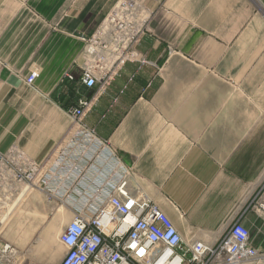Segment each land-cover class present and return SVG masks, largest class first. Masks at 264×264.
<instances>
[{"label": "crops", "instance_id": "obj_1", "mask_svg": "<svg viewBox=\"0 0 264 264\" xmlns=\"http://www.w3.org/2000/svg\"><path fill=\"white\" fill-rule=\"evenodd\" d=\"M122 1L0 0V164L23 156L39 167L12 190L0 250L54 264L55 244L35 228L94 214L126 182L185 246L216 244L240 220L264 254V0H132L149 25L133 57L90 87L83 38ZM83 99H93L83 125L101 141L84 150L71 148L70 115Z\"/></svg>", "mask_w": 264, "mask_h": 264}, {"label": "built area", "instance_id": "obj_2", "mask_svg": "<svg viewBox=\"0 0 264 264\" xmlns=\"http://www.w3.org/2000/svg\"><path fill=\"white\" fill-rule=\"evenodd\" d=\"M150 14L146 7L124 0L105 18L96 34L86 42L84 83L103 86L120 65L133 57V46L146 31ZM32 78L29 80L31 83ZM29 83V84H30ZM93 99L80 100L70 110L75 144L100 143L94 130L83 125ZM69 149L62 161L69 159ZM66 164H69L66 162ZM69 170H77L75 164ZM39 167L20 156L0 164V229L12 212V190L29 185ZM257 199V212L264 220V194ZM1 232V230H0ZM250 231L240 221L216 244L195 241L185 246L172 219L158 204L138 192L130 193L126 182L90 216L79 213L59 236L67 249L59 264H260L263 253L250 244ZM15 250L5 244L0 264H16Z\"/></svg>", "mask_w": 264, "mask_h": 264}, {"label": "rangeland", "instance_id": "obj_3", "mask_svg": "<svg viewBox=\"0 0 264 264\" xmlns=\"http://www.w3.org/2000/svg\"><path fill=\"white\" fill-rule=\"evenodd\" d=\"M118 5V4H117ZM116 5V6H117ZM115 6V7H116ZM114 7V8H115ZM113 8V9H114ZM113 11V10H112ZM111 11V12H112ZM110 12V13H111ZM105 20V19H104ZM103 20V21H104ZM102 24V23H101ZM100 27V26H99ZM62 213V212H61ZM59 216V215H58ZM10 217H8L9 219ZM8 219L4 222V225L2 226V229L4 230L6 228V223L8 221ZM58 219L56 220H52V225L51 226H47L45 228H35V229H45V242H46V246H48L49 244H55L56 246V250H57V254L56 256H54L53 258H51L50 260L54 263V264H59L60 261L63 259L64 255L66 254L67 249L65 248V246H63L60 241H59V236L60 234L64 231L65 229V225L60 224V225H55L56 223H58ZM60 223V222H59ZM54 225V226H53ZM52 232V233H51ZM260 264H264V260L260 263Z\"/></svg>", "mask_w": 264, "mask_h": 264}]
</instances>
